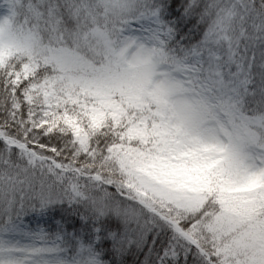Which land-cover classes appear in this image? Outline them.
Masks as SVG:
<instances>
[{"label": "snow or ice", "instance_id": "snow-or-ice-1", "mask_svg": "<svg viewBox=\"0 0 264 264\" xmlns=\"http://www.w3.org/2000/svg\"><path fill=\"white\" fill-rule=\"evenodd\" d=\"M0 264H264V0H0Z\"/></svg>", "mask_w": 264, "mask_h": 264}]
</instances>
